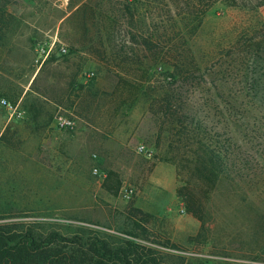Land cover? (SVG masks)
Instances as JSON below:
<instances>
[{"label": "rangeland", "instance_id": "374dc122", "mask_svg": "<svg viewBox=\"0 0 264 264\" xmlns=\"http://www.w3.org/2000/svg\"><path fill=\"white\" fill-rule=\"evenodd\" d=\"M0 97L26 109L0 143V227L124 238L138 209L146 244L264 264V0H0Z\"/></svg>", "mask_w": 264, "mask_h": 264}, {"label": "trees", "instance_id": "16d2710c", "mask_svg": "<svg viewBox=\"0 0 264 264\" xmlns=\"http://www.w3.org/2000/svg\"><path fill=\"white\" fill-rule=\"evenodd\" d=\"M53 55L46 62L53 59ZM45 63V64H46ZM43 69V68H42ZM40 69V73L42 71ZM38 77V76H37ZM247 105H244L247 114ZM249 107V106H248ZM255 108L256 105L252 104ZM259 109L264 104L257 105ZM243 114V113H242ZM256 127L264 125V109L261 110ZM263 139L264 136H260ZM259 148H264L260 143ZM208 151V149H206ZM199 153V152H198ZM205 153L207 160L204 167L208 171L223 173L229 169L227 152L225 156L216 154L214 150ZM138 214L142 217L139 219ZM127 229L119 231L128 237H118L111 233L103 236L90 232L88 235L74 234L65 236L52 231L39 235L33 230L11 231L0 227V264H224V261L209 258L192 257L179 253L176 246L169 244L149 245L147 228L141 223L149 217L141 210L133 209ZM112 229V228H109ZM143 233V234H142ZM226 264V263H225Z\"/></svg>", "mask_w": 264, "mask_h": 264}, {"label": "built area", "instance_id": "2783aa9c", "mask_svg": "<svg viewBox=\"0 0 264 264\" xmlns=\"http://www.w3.org/2000/svg\"><path fill=\"white\" fill-rule=\"evenodd\" d=\"M55 47V41L47 44H39L36 47V63L39 64V66H42L48 59L51 58L52 54L55 51ZM67 53L68 50L65 47L60 48L61 55H66ZM0 106L5 109V111L11 118L21 119L23 117V112L20 110L19 106L17 104L12 103L9 99L5 97L0 98ZM54 123L58 129L64 131H71L76 128L75 120L71 117L62 114H59L55 117ZM137 153L139 155L144 156L145 158H152L153 156V150H151L144 144H140L137 147ZM182 212H184V210H182Z\"/></svg>", "mask_w": 264, "mask_h": 264}, {"label": "crops", "instance_id": "0c3cea01", "mask_svg": "<svg viewBox=\"0 0 264 264\" xmlns=\"http://www.w3.org/2000/svg\"><path fill=\"white\" fill-rule=\"evenodd\" d=\"M58 11H61V9H62V12H63V15L62 16H55L54 14L50 17V19H51V23H52V29H50L49 31H47L48 33L49 32H52L53 30V34L52 35H48V37L51 39V42L52 41H57L58 39H59V32H60V29H61V26H62V24L66 21V19L70 16V14L73 12V11H75L76 10V8L70 13V14H68L67 13V11H66V8H65V6H64V4H61L59 7H58ZM27 23H30V22H27ZM30 24H33V22H31ZM34 27V26H33ZM32 27V28H33ZM60 40V39H59ZM47 43H50V40H48L47 42H46V44ZM24 48V47H23ZM28 49V48H27ZM36 49V48H35ZM35 49H34V51L33 52H31V54L33 55V53H35ZM29 52H30V50H29ZM35 55H36V53H35ZM22 88H25V86H22ZM27 90H28V88H27ZM1 98V97H0ZM6 98V97H5ZM8 99V98H7ZM21 102L22 101H24V97H22V99L20 100ZM18 106H20L19 104H18ZM1 108H2V106H1ZM4 111H5V109L4 108H2ZM22 110H23V112H25V114H26V109L23 107L22 108ZM5 113H6V115L7 116H5L6 118L5 119H7V121L6 120H0L1 122V125H0V143L2 142L1 140H2V138H3V136H4V134H5V131L7 130V128H8V126L10 125V123L12 122V120H13V118H11L9 115H8V113L5 111ZM27 116H29V119H30V116H32L33 118L35 117L34 115H32V114H30V113H28L27 112ZM24 117V116H23ZM22 117V118H23ZM22 119H16V118H14V138L15 137H18L19 135H20V131H21V128L22 127H20V124H21V121ZM33 121V123L35 122V120L33 119L32 120ZM30 124H28V126H29ZM30 127V130H29V136L28 137H30V138H35L37 135H36V131H35V126H34V124H32V126L30 125L29 126ZM43 134L44 133H42L41 135L43 136ZM47 134H48V132H47ZM46 134V135H47ZM50 140V139H49ZM46 142L49 144V141H47L46 140ZM1 145V144H0ZM30 146V147H29ZM28 147L29 148H34V143L33 144H28ZM49 146H47V148H48ZM44 148H45V146H44ZM15 149V148H14Z\"/></svg>", "mask_w": 264, "mask_h": 264}]
</instances>
